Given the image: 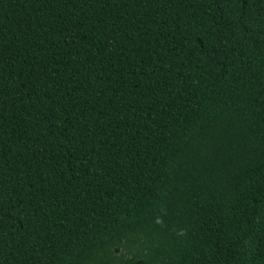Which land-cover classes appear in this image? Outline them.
Returning a JSON list of instances; mask_svg holds the SVG:
<instances>
[{"label": "trees", "instance_id": "16d2710c", "mask_svg": "<svg viewBox=\"0 0 264 264\" xmlns=\"http://www.w3.org/2000/svg\"><path fill=\"white\" fill-rule=\"evenodd\" d=\"M0 264H264V0H0Z\"/></svg>", "mask_w": 264, "mask_h": 264}]
</instances>
